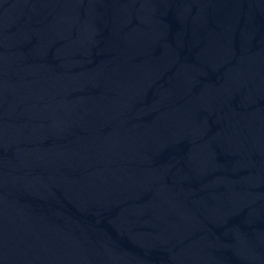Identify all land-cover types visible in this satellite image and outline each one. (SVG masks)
I'll use <instances>...</instances> for the list:
<instances>
[{
  "label": "water",
  "instance_id": "water-1",
  "mask_svg": "<svg viewBox=\"0 0 264 264\" xmlns=\"http://www.w3.org/2000/svg\"><path fill=\"white\" fill-rule=\"evenodd\" d=\"M0 264H264V0H0Z\"/></svg>",
  "mask_w": 264,
  "mask_h": 264
}]
</instances>
